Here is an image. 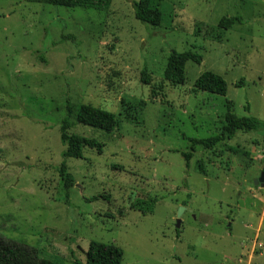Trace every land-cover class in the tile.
Masks as SVG:
<instances>
[{
	"label": "rangeland",
	"instance_id": "374dc122",
	"mask_svg": "<svg viewBox=\"0 0 264 264\" xmlns=\"http://www.w3.org/2000/svg\"><path fill=\"white\" fill-rule=\"evenodd\" d=\"M151 7L162 11L158 27L138 21L128 0L105 12L0 0V234L56 264H85L92 242L121 248L122 264H264V188L255 185L264 132L213 150L190 141L219 134L228 101L237 117L264 122V0ZM226 17L243 23L220 30ZM172 51L203 58L187 65L181 87L165 78ZM205 72L225 79L226 97L195 89ZM123 98L146 101L140 125L122 117L106 134L78 124L81 106L118 116ZM65 120L103 153L65 160ZM184 153H193L189 167ZM155 198L152 214L133 208Z\"/></svg>",
	"mask_w": 264,
	"mask_h": 264
},
{
	"label": "trees",
	"instance_id": "16d2710c",
	"mask_svg": "<svg viewBox=\"0 0 264 264\" xmlns=\"http://www.w3.org/2000/svg\"><path fill=\"white\" fill-rule=\"evenodd\" d=\"M34 4L49 5L53 7H63L67 9L83 8L87 10H96L99 12L108 11L113 0H29ZM131 4L135 17L143 24L153 27H158L162 24L163 14L161 10L151 7L152 0H128ZM240 17L223 18L218 28L223 31L232 29L237 24H242ZM203 58L199 54L191 52L179 53L172 51L169 55L168 63L165 70V78L172 85L181 87L186 84V68L189 63L201 65ZM141 81L145 85L151 84V77L146 70L142 72ZM195 89L200 92H206L222 97L228 94V84L225 79L215 73L205 72L195 82ZM121 113L115 114L96 109L90 106H81L77 113V122L80 125L92 128L97 131L111 134L116 127H119L121 118L136 125H140L142 113L144 112L147 103L144 100H134L123 98L121 100ZM233 104L227 102V113L221 119L220 132L217 136L203 140H191L193 147L200 146L205 150H213L219 144L225 141L233 140L238 133H263L264 122L255 117H237L232 112ZM69 113L72 112L71 107H68ZM249 110V108H247ZM70 123L65 120L61 129V143L66 147L63 152L65 160L83 159V151L85 148L93 149L98 154L103 153V145L96 139L87 138L78 134H69ZM194 149V148H193ZM184 159L187 166L193 158V153H184ZM60 181L67 193L75 187V179L68 171L66 161L59 167ZM199 171L202 175L206 174L204 165L199 162ZM98 198H93L91 201H97ZM159 199L152 200H137L133 208L138 212L146 215L154 213L155 206ZM178 238L181 236L179 230ZM124 252L121 248L114 245H105L97 242L90 244L89 250L86 253L85 264H122ZM0 264H56L51 260L42 258L39 251L31 246L20 242L7 239L0 234ZM74 264H84L80 260H75Z\"/></svg>",
	"mask_w": 264,
	"mask_h": 264
},
{
	"label": "water",
	"instance_id": "95a60500",
	"mask_svg": "<svg viewBox=\"0 0 264 264\" xmlns=\"http://www.w3.org/2000/svg\"><path fill=\"white\" fill-rule=\"evenodd\" d=\"M255 185L260 186L261 188H264V173H262L261 177L256 181ZM184 210L185 208H181V211L178 214L177 223H176L177 230L181 228V224H182L181 217H182Z\"/></svg>",
	"mask_w": 264,
	"mask_h": 264
}]
</instances>
